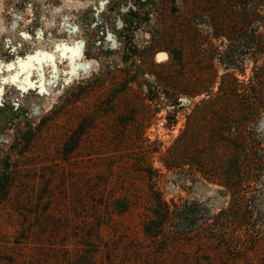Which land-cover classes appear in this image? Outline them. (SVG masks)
<instances>
[{"label":"rangeland","instance_id":"1","mask_svg":"<svg viewBox=\"0 0 264 264\" xmlns=\"http://www.w3.org/2000/svg\"><path fill=\"white\" fill-rule=\"evenodd\" d=\"M0 264H264V0H0Z\"/></svg>","mask_w":264,"mask_h":264},{"label":"bare ground","instance_id":"2","mask_svg":"<svg viewBox=\"0 0 264 264\" xmlns=\"http://www.w3.org/2000/svg\"><path fill=\"white\" fill-rule=\"evenodd\" d=\"M66 46V45H65ZM70 46V45H69ZM64 47V46H63ZM72 47V46H71ZM71 47H69V48H67V50H70L71 51V54H74L75 53V49H73V48H71ZM66 48V47H65ZM78 50H80V48L78 49ZM82 51V50H81ZM63 52V51H62ZM81 53V52H80ZM68 55H69V53H68Z\"/></svg>","mask_w":264,"mask_h":264},{"label":"trees","instance_id":"3","mask_svg":"<svg viewBox=\"0 0 264 264\" xmlns=\"http://www.w3.org/2000/svg\"><path fill=\"white\" fill-rule=\"evenodd\" d=\"M132 24H133V25H132L133 27L136 25V23H135V22H132Z\"/></svg>","mask_w":264,"mask_h":264}]
</instances>
